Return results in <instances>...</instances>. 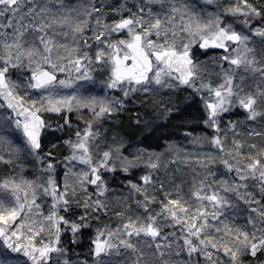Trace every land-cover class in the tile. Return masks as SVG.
I'll use <instances>...</instances> for the list:
<instances>
[{"label":"snow or ice","instance_id":"1","mask_svg":"<svg viewBox=\"0 0 264 264\" xmlns=\"http://www.w3.org/2000/svg\"><path fill=\"white\" fill-rule=\"evenodd\" d=\"M139 94L200 105L187 192L104 127ZM0 149V264H264V0H0Z\"/></svg>","mask_w":264,"mask_h":264},{"label":"rangeland","instance_id":"2","mask_svg":"<svg viewBox=\"0 0 264 264\" xmlns=\"http://www.w3.org/2000/svg\"><path fill=\"white\" fill-rule=\"evenodd\" d=\"M197 2L202 3V0H197ZM256 3L257 4L261 3V0H256ZM88 87H92V88L98 90L100 85H99V82H97V84L95 86L89 85ZM165 91H167V90H165ZM143 96H144V94H139V96L132 103L129 104L128 111L120 113L118 119L115 122H113V121L106 122L104 127L108 128L110 132L115 131V132H120V133H123V132L124 133H133V138L142 141L141 146L145 147L144 141L141 140V137L135 135L136 133L139 134L138 131H136L133 127H131V124L132 125L134 124V119H135L137 112H140L141 115H143V112L145 110L151 112L150 107L148 109H145L144 105L140 102L143 99ZM179 96L187 97V93H180ZM179 99H181V98H179ZM161 100H162V102L167 103V97L166 96L162 97ZM198 106L200 107V105H198ZM237 111H239V110H237ZM233 115H235L234 117L239 118L240 120H243L242 115L237 117V114L233 113L232 118H234ZM128 117H129V119H128ZM120 119L131 120V124L128 121H125L124 126L121 127V129H119L118 125L120 124ZM159 122H165V121L157 120L156 126L159 125ZM167 124H168V122L163 126V130L168 134V133H170L171 130H169V127L167 126ZM167 127H168V129H167ZM246 127L250 131L252 127L258 128L259 124L249 122L248 125H246ZM148 130L149 129L144 130V131H147L146 134L148 133ZM203 130L204 131H211V130H205L204 128H203ZM155 133H157V131ZM146 134H144L142 136H145ZM199 135H201V134H197L195 136H199ZM153 137L154 136L150 137L151 141H152ZM244 138L249 139V137H247L246 133H244ZM251 139L258 141V143L260 141L259 137H251ZM179 140H180V136H177L176 141H179ZM184 142L185 141L183 139H181L179 142L168 141V143L165 146H164L165 143L161 144L160 150H158V151L157 150L156 151L149 150V151L154 152V153H164L162 160L164 161L165 166L161 168V170L157 173V176L160 179H165L166 187L169 186V181H171V182L174 181V183H176V184L182 183L183 185L186 184V182H188L189 187H190V185L193 181V178L199 176L200 171H201L200 164H199L197 157L202 156V154L204 152H206L210 149V146L207 144H203V145L193 144L191 139L190 140L188 139V141L186 143H184ZM169 146H171V147H169ZM0 151H3V149H0ZM63 151H64L63 148H60L58 150V152H63ZM217 166H220L221 169L223 167L220 164H217L214 167L217 168ZM10 170L11 169L8 166H5L2 163H0V178H3ZM16 171H20V169L17 168ZM25 171L27 174V173H31L33 171V169L31 166H29L26 168ZM136 171L141 172V171H143V168L137 169ZM29 178H31V177H29ZM177 178H180V179L182 178V179H181V181H176ZM120 179H123V176H121ZM158 187H159V185L157 184V188ZM159 194L160 193H158V195ZM113 203H115V201ZM116 219L117 218L113 216L110 219H105L104 222H106V223L107 222H115Z\"/></svg>","mask_w":264,"mask_h":264},{"label":"trees","instance_id":"3","mask_svg":"<svg viewBox=\"0 0 264 264\" xmlns=\"http://www.w3.org/2000/svg\"><path fill=\"white\" fill-rule=\"evenodd\" d=\"M179 98H181L180 99L181 101H183L185 99L184 96L183 97L179 96ZM180 106L185 108V111L182 114L183 120L182 121L177 120V121H173L172 123H168L167 126L169 127V130H171L170 133L167 134L163 130V126L167 123L165 121V122H159L160 126L159 125L155 126V127L150 126V127L146 128V129H149L147 134H146L147 131H144L145 129L143 131H138L139 134H137V133L135 134L136 136L141 137V140L144 141L146 148H148L151 151L152 150L158 151V150H160L161 144L165 143L164 144V146H165L168 143V141L179 142L181 139H183L185 141L184 143H186L188 141V139L189 140L191 139V137H186V132L189 130H192V129H195V132L193 133V135L202 134V132L204 131L203 127H202L203 125L199 124L198 121L196 119H194V117H196L198 115V109H199L198 104L195 101L189 100L187 105L181 104ZM128 119H129V117H128ZM128 119H120V124L118 125V128L121 129V127L124 126L125 121H128L131 124V120H128ZM131 126H132V124H131ZM168 127H167V129H168ZM156 131H157V133H155ZM123 133H121V134H123ZM144 134H146V135L142 136ZM151 136H154L152 138V141L150 140ZM177 136H180L179 141H176ZM217 168H221V167L217 166ZM181 179L177 178L176 181H181ZM183 187H184L185 192H187L189 190L188 182H186V184H184Z\"/></svg>","mask_w":264,"mask_h":264},{"label":"flooded vegetation","instance_id":"4","mask_svg":"<svg viewBox=\"0 0 264 264\" xmlns=\"http://www.w3.org/2000/svg\"><path fill=\"white\" fill-rule=\"evenodd\" d=\"M235 115H233V117H234ZM233 119H236V117H234Z\"/></svg>","mask_w":264,"mask_h":264}]
</instances>
